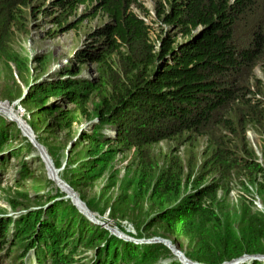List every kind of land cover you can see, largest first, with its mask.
Masks as SVG:
<instances>
[{
  "label": "trees",
  "instance_id": "16d2710c",
  "mask_svg": "<svg viewBox=\"0 0 264 264\" xmlns=\"http://www.w3.org/2000/svg\"><path fill=\"white\" fill-rule=\"evenodd\" d=\"M136 3L137 0H0V57L7 53L4 47L15 33L26 30V19L35 12L51 15L52 22L62 23L79 7L93 5L96 13L106 18L89 33L93 40L85 53L78 54L84 64L96 65L97 79L89 82L76 78L80 69L69 68L61 80L31 90L23 104L36 107V121H45L55 111L64 112L59 105L62 102L72 103L85 113L93 83L97 82L104 90L108 86L113 89V93L100 95L99 115L110 123L120 118V125H124L119 132L121 142L127 143L135 135L136 145H147L189 133L207 136L215 145L212 155L228 153L227 161L236 160L230 153L233 144L229 138L236 133L237 125L245 132L253 123L264 132V98L258 97H264V81L256 74V68L264 71V0H155L156 27L134 11L136 6L151 16ZM51 99L54 101L49 103ZM89 140L99 146V137ZM101 151L89 149L87 154L95 157ZM247 153L253 157H238L242 161L236 163L253 173L264 171V148L263 162L257 160L252 149ZM220 162L224 160L212 164L211 175ZM94 167L81 166L83 171L70 184L94 175ZM163 176L148 186L162 206L180 193V184L174 183L169 174ZM219 189L215 184L201 186L196 182L189 194L165 207L157 219L169 228H177L199 216L213 215ZM206 199L211 200V205H205ZM48 211L50 215L46 211L45 218L44 210H38L15 222L17 238H30L20 257L34 249L42 264H86L82 257L75 258L78 248L85 244L94 249L98 258L94 264L124 260L127 264H147L158 260L157 245L168 248L157 242L133 244L117 238L89 221L72 202L62 201ZM4 232L0 230V241ZM221 234L222 240L216 235L217 242L210 240L207 233L200 235L201 246L193 257L199 262L221 264L245 254H264V216L252 215L237 233L226 230Z\"/></svg>",
  "mask_w": 264,
  "mask_h": 264
},
{
  "label": "rangeland",
  "instance_id": "374dc122",
  "mask_svg": "<svg viewBox=\"0 0 264 264\" xmlns=\"http://www.w3.org/2000/svg\"><path fill=\"white\" fill-rule=\"evenodd\" d=\"M154 1L137 0L136 3L150 11L151 16L144 15L136 6L133 9L156 27ZM50 16L40 12L29 16L26 30L15 33L8 47H4L7 53L0 57V132L3 129L0 133V230L5 229V237L0 241V264H42L34 249L20 257L30 238H17L15 222L38 210H44L45 218V212L49 214L51 206L62 201L72 202L67 188L53 180V171L39 146L48 155V162L57 171V176L75 190L83 206L103 224L85 216L89 221L136 238L137 241L126 240L109 230L117 238L133 244H151L155 242L147 240L158 238L168 240L174 246V250H165L157 245L158 260L147 264H208L193 257L201 246L200 235L207 233L210 240L217 242L216 235L222 240V231L237 233L244 220L252 215L264 216V171L253 173L236 163L242 161L237 160L238 157L245 160L253 157L247 153L248 149L263 162L264 132L257 130L253 123L243 132L238 124L236 133L229 138L233 144L230 153L236 160L229 158L228 161L225 157L228 153L212 155L215 145L207 136L194 137L187 133L136 145L137 140L132 135L127 143L121 142L119 132L124 125H120V118L116 120L119 122L110 123L99 115L100 95L113 93V89L108 86L104 90L97 82L93 83L85 113L72 103L62 102L59 105L65 108L64 112L55 111L45 117V121L34 120L36 107L23 104V98L31 90L61 80L69 68L80 69L76 78L89 82L97 79L96 65L92 62L84 64L78 54H84L93 40L89 33L106 20L96 13L93 5L79 7L62 23L52 22ZM72 22L73 25H68ZM256 74L264 81L261 68H256ZM258 97L264 98L261 94ZM91 137H99V146L90 142ZM89 149L102 151L93 157L87 154ZM218 160L224 162H220L221 166L211 175L212 164ZM84 164L95 166L94 175L71 185L70 181L80 175L83 170L79 168ZM166 174L174 183L180 184V193H172L176 197L162 206L148 186ZM196 182L201 186L215 184L220 188L213 204V215L199 216L177 228H169L159 221L157 215L189 194ZM209 204L211 200L206 199L205 205ZM47 218L50 220L48 215ZM212 241L210 243L215 245ZM83 246L78 248L75 258L82 257L86 264L97 262L94 249ZM117 264H127V260ZM237 264H264V256L243 258Z\"/></svg>",
  "mask_w": 264,
  "mask_h": 264
},
{
  "label": "water",
  "instance_id": "95a60500",
  "mask_svg": "<svg viewBox=\"0 0 264 264\" xmlns=\"http://www.w3.org/2000/svg\"><path fill=\"white\" fill-rule=\"evenodd\" d=\"M39 148L41 149V153H42V155H43V158H44V160H45V162H47L48 163V165H49V167H50V169L53 171V174H52V178H53V180L56 182V183H58L60 186H63V187H65V188H67V190L69 191V194H70V196H71V198H72V202H73V204L78 208V210L79 211H81L85 216H87L89 219H91V220H93L95 223H97V224H103V222L102 221H100L99 219H97L86 207H83V206H81V205H79L77 202H79V203H81V204H83L82 202H81V200L78 198V196H77V193L75 192V190H73L71 187H69L68 185H66L65 184V182H63L58 176H57V174H56V172H55V169H54V167L52 166V164H51V162H48L49 161V158H48V155L44 152V150H42L43 148L42 147H40L39 146ZM79 200V201H78ZM84 205V204H83ZM108 227V226H107ZM109 228V230L111 231V232H115L117 235H119V236H122L124 239H126V240H136L137 241V239L136 238H132V237H127V236H124L122 233H120L119 231H117V229L116 228H113V227H108ZM147 241H154V242H157V243H162V244H164V245H166L168 248H172L173 250L175 249L174 248V246H171V243L168 241V240H165V239H158V238H156V239H151V240H147ZM262 256H264V254L262 255V254H259V255H248V254H245V255H243V256H241V257H238V258H233V259H231V260H229V261H224V262H222L221 264H237V263H239L240 261H243V258H249V259H251V258H255V257H262ZM196 264H199V263H196Z\"/></svg>",
  "mask_w": 264,
  "mask_h": 264
},
{
  "label": "bare ground",
  "instance_id": "6f19581e",
  "mask_svg": "<svg viewBox=\"0 0 264 264\" xmlns=\"http://www.w3.org/2000/svg\"><path fill=\"white\" fill-rule=\"evenodd\" d=\"M41 150V149H40ZM43 150V149H42ZM57 172V171H56ZM57 174V173H56ZM61 187H63V186H61ZM63 188H65V187H63ZM66 189V188H65ZM78 203V202H77ZM79 205H81V206H83V204H81V203H78ZM83 207H85V206H83Z\"/></svg>",
  "mask_w": 264,
  "mask_h": 264
}]
</instances>
